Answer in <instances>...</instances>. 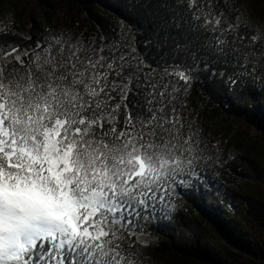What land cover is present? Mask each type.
<instances>
[{
  "label": "snow or ice",
  "instance_id": "snow-or-ice-1",
  "mask_svg": "<svg viewBox=\"0 0 264 264\" xmlns=\"http://www.w3.org/2000/svg\"><path fill=\"white\" fill-rule=\"evenodd\" d=\"M119 3L97 31L66 14L0 27V264H150L152 231L182 198L216 199L226 163L195 86L264 105V17L241 22L229 0Z\"/></svg>",
  "mask_w": 264,
  "mask_h": 264
},
{
  "label": "trees",
  "instance_id": "trees-1",
  "mask_svg": "<svg viewBox=\"0 0 264 264\" xmlns=\"http://www.w3.org/2000/svg\"><path fill=\"white\" fill-rule=\"evenodd\" d=\"M229 2L239 5L241 22L244 13L264 17V0ZM65 14L91 31L123 19L119 0H0V27L14 22L23 35ZM211 88V81L195 86L205 105L200 111L207 150L226 161L211 170L217 198H182L175 218L151 233L150 264H264V105L249 96L239 106L228 94L211 95Z\"/></svg>",
  "mask_w": 264,
  "mask_h": 264
},
{
  "label": "rangeland",
  "instance_id": "rangeland-1",
  "mask_svg": "<svg viewBox=\"0 0 264 264\" xmlns=\"http://www.w3.org/2000/svg\"><path fill=\"white\" fill-rule=\"evenodd\" d=\"M215 191H217V182H215V187L212 189V193H214Z\"/></svg>",
  "mask_w": 264,
  "mask_h": 264
}]
</instances>
